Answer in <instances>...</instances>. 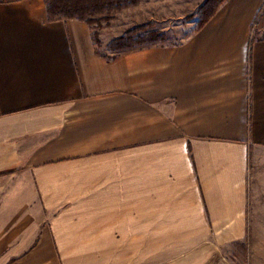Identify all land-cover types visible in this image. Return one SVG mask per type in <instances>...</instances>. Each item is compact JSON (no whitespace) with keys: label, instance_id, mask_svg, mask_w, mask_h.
I'll use <instances>...</instances> for the list:
<instances>
[{"label":"crops","instance_id":"crops-1","mask_svg":"<svg viewBox=\"0 0 264 264\" xmlns=\"http://www.w3.org/2000/svg\"><path fill=\"white\" fill-rule=\"evenodd\" d=\"M246 235H264V0L113 59L44 0L0 2V264H204Z\"/></svg>","mask_w":264,"mask_h":264},{"label":"rangeland","instance_id":"rangeland-1","mask_svg":"<svg viewBox=\"0 0 264 264\" xmlns=\"http://www.w3.org/2000/svg\"><path fill=\"white\" fill-rule=\"evenodd\" d=\"M204 2L205 0H139L136 5L93 16L91 31L98 35L103 54H111L106 50V45L112 39L135 25L147 22L154 23L149 30L166 34L165 42L177 44L193 32L199 22L197 12ZM151 15L156 18L151 19ZM263 237L264 235H246L240 241L225 244L208 254L204 264H264Z\"/></svg>","mask_w":264,"mask_h":264},{"label":"trees","instance_id":"trees-1","mask_svg":"<svg viewBox=\"0 0 264 264\" xmlns=\"http://www.w3.org/2000/svg\"><path fill=\"white\" fill-rule=\"evenodd\" d=\"M14 0H0V2ZM227 0H205L199 8L197 16L199 22L193 32L201 30L218 12ZM49 20H80L88 23L91 28L93 16L110 13L125 7L138 4L139 0H45ZM154 23L147 22L127 29L122 35L112 39L106 50L111 54H104L113 59L122 53L164 43L166 34L157 30H149ZM92 30V29H91ZM96 52L101 54L100 39L92 32ZM103 54V53H102Z\"/></svg>","mask_w":264,"mask_h":264}]
</instances>
